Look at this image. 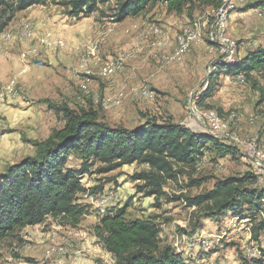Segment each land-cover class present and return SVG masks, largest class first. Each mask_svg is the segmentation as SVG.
<instances>
[{"label": "rangeland", "instance_id": "374dc122", "mask_svg": "<svg viewBox=\"0 0 264 264\" xmlns=\"http://www.w3.org/2000/svg\"><path fill=\"white\" fill-rule=\"evenodd\" d=\"M225 2H230L231 5H228L229 9L225 17L224 36L235 44L236 48L231 59L235 63L243 58L245 52L264 46V7L261 6L264 0H225ZM97 7L98 10L89 17L72 18L65 14L64 7L46 0L45 5H35L15 13L8 23V26L13 29H4L0 33V45L3 46L13 39L19 40L16 32L20 28L18 26L24 22V25L30 24L33 28V36L26 42L21 41L26 43V47L39 48L40 41L43 46V40H41L43 37L59 36L65 41L67 47L72 48L77 43L82 44L77 50V61L82 53L85 56L100 58L106 39H97L87 48V27L95 23L105 27L113 26L116 23L113 20L116 1L109 0ZM149 7L148 5L141 12L140 18L137 17L140 20L139 24L141 22L146 24V28L141 24L139 30L145 28L144 34L150 33V36H157L147 31L148 26L154 25L156 27H153V30L159 29L164 35L162 26L164 20L169 17L175 19L176 15L168 14L162 3H158L154 8L149 9ZM217 13L218 10L213 12L197 8L188 13L190 16L187 13L178 16L181 27L176 30L173 51L168 53L153 51L149 56L152 61L148 63L155 68H150L152 71H148L146 75L142 74L141 70L133 69L131 82L124 78H121L124 82H118V75L124 73L126 68V63L124 65V60L121 59L119 66H122L123 70L112 77L114 68H117L116 59L106 62L105 57L100 58L98 71L107 78L104 79L99 78L97 74H91L87 69L82 74L72 66H56L55 62L50 63L49 55L56 59L59 53H63V50H59V43L52 45L55 51L44 49L41 52L35 49L30 51V53H41L43 61L42 67H33L36 69L31 71V77L39 76V78L51 80L52 82L50 81L51 83L46 87L50 91L36 94L33 88L26 86L22 81H19V85L16 86L15 78L0 84L7 86L12 83L14 88L16 87V93L20 94L18 98L21 97L20 100L23 103L21 105L20 102H14L18 99L16 98L13 100L14 103L11 102L9 105L11 109L9 113L4 114L0 111V174L5 172L6 167L33 156L35 153L33 142L46 139L53 130L62 127L63 122L60 116L50 111L45 107L46 105L44 106L42 101L45 99L54 106L66 105L75 111L92 108L100 122L110 127L126 129L135 128L146 120L155 119L158 122L171 121L184 124L194 131H206L211 134L213 132L205 130L201 120L198 119V113L210 110L225 117L230 112H235L240 116L239 121L228 127L223 138L218 133V139L236 147L238 151L236 158L217 159L213 154L205 153L194 172H191L189 176H180L177 183L167 184L165 187L167 196L158 204L153 198H145L137 193L135 183L130 180L133 174L145 170V166H124L104 175L92 173L95 170L92 168L91 174L83 177L82 184L86 189L103 184L102 191L115 195V201L108 207L102 208V214L108 208L119 209L127 205L128 218H156L161 224L162 246L169 245L174 251V247H179L175 252L182 253L184 264H247L245 248L249 246V249L255 248L257 251V246L264 248V234L261 236L260 243H249L251 225L249 226L247 220L241 223L240 220L244 219L235 217L231 213L213 221L207 219L206 224L201 225V228L193 233L194 209L188 208L184 202L186 197L197 196L211 190L217 179L241 176L247 171H252L250 166L252 162L245 159L246 143L254 136L264 140V73H253L252 80H246L242 73L228 75L219 72V65L229 63L226 61V55L220 50L221 46L209 41V27L214 17L218 16L219 13ZM8 16L9 14L6 16L1 14L0 7V25L6 23ZM187 25L198 31L200 41L178 57L179 63L167 64L164 59L173 55L177 49L180 34ZM6 30L8 33L1 36ZM125 33L131 36L129 29L125 30ZM93 48H95L94 55L90 56L89 52L93 51ZM128 68L130 69L129 66ZM109 71L112 74H108ZM87 74L90 75L88 79L84 77ZM240 74L241 81H236V78H240L238 77ZM212 77H214L210 84L213 88L212 94L210 98L201 100V95L207 88V82ZM141 85H146L147 90L153 91L152 99L132 98L131 91L140 89ZM119 91L123 92V99L115 95ZM105 97L112 98L115 106L120 107L110 108V106L100 105ZM221 128H224V125ZM69 164L78 167L79 162L71 158ZM108 179L113 180L106 182ZM190 181H200L201 184L198 187H190ZM261 188H264V184ZM87 194L95 197V194L88 192ZM80 201L89 206V212L92 206L95 208L93 212L91 211L95 218L94 216L84 217L80 223L81 226L77 228L63 226L51 218L38 227H28L16 236L0 242V264H4L5 261L8 264H68L75 256L74 253H81L78 257L81 260H87V253L80 251L82 250L80 244L85 240L72 241L68 239V234H77L82 231L87 238V220L92 221L88 228L92 229L98 219L94 211L101 212V206L93 203L92 206L89 205L84 195L80 196ZM233 220L238 223L233 224ZM210 229L215 231L213 236L208 235L213 234ZM232 231H235L233 232L235 236ZM202 232L204 236L200 234ZM186 235L190 236L186 237ZM60 236L59 242H51L52 239ZM39 238L49 240V244L40 255L36 252L40 244L37 242ZM206 239L213 243L209 248L203 246ZM65 241L69 243L65 244ZM58 245H64V251L70 252L64 257L57 258L55 248ZM259 255L258 252L257 257ZM92 261L96 264H113L109 258L106 260L94 258ZM79 262L80 260L75 264Z\"/></svg>", "mask_w": 264, "mask_h": 264}, {"label": "trees", "instance_id": "16d2710c", "mask_svg": "<svg viewBox=\"0 0 264 264\" xmlns=\"http://www.w3.org/2000/svg\"><path fill=\"white\" fill-rule=\"evenodd\" d=\"M109 0H51L65 8L72 18H86L98 10L97 5ZM114 22L138 16L149 5H164L168 14L181 16L197 8L216 12L224 0H115ZM46 0H0L1 14L9 16L0 25V33L7 29L10 18ZM264 7V3L261 4ZM220 73H242L252 80L253 73H264V46L247 51L233 64L219 65ZM212 77L201 100L210 98ZM89 101V100H88ZM60 116L63 125L53 130L42 141L33 142L35 153L17 164L6 167L0 174V242L16 236L27 227L44 224L48 218L63 226L75 228L89 214V206L80 201L85 193L102 191L103 184L86 189L82 184L85 175H104L124 166L138 165L146 169L133 174L137 193L153 198L155 203L165 198V187L177 183L178 178L194 172L205 153L214 158L238 155L236 147L222 142L208 132L194 131L171 121L146 120L143 124L126 129L110 127L98 119L89 108L75 111L66 105L54 106L42 101ZM71 158L79 162L71 166ZM250 166H252L250 164ZM108 179L106 182H111ZM256 176L247 171L241 176L217 179L213 188L203 194L186 197L184 202L192 208L195 219L194 233L207 219L216 220L227 213L247 220L250 241L258 244L264 234V188L255 187ZM200 181H190L198 187ZM127 205L119 209L108 208L94 228L95 237L110 254L113 264H184L182 253H176L161 241V224L156 218H128ZM190 236V235H189ZM186 235V237H189ZM259 257L247 264H264V249L257 246Z\"/></svg>", "mask_w": 264, "mask_h": 264}, {"label": "crops", "instance_id": "0c3cea01", "mask_svg": "<svg viewBox=\"0 0 264 264\" xmlns=\"http://www.w3.org/2000/svg\"><path fill=\"white\" fill-rule=\"evenodd\" d=\"M140 15L128 17L124 21H122V23L116 22L113 24V26L105 27L104 25H101L99 23L98 24L95 23V24L91 25L89 28L87 27V48L89 47V45H91L97 39H100V38L106 39L104 47H103V51L100 55V58L105 57L106 60H110V59H119L120 60L121 59L122 61L124 60V62H123L124 65L126 63L125 72L124 73L121 72L122 74L118 75V80H119L118 82H120V83L124 82V81H122L121 78L129 80L128 82H131L130 79H132V76L134 74L133 69L138 70V71H140V70L143 71L142 74H144V75H146L148 73V71H152V70H150V68H155V67L152 65L150 66L148 63V62L152 61L149 59L150 54L153 51H161L164 53H168V52L173 51V49L175 47L174 42H175L176 30L181 27L180 26L181 23L178 22V18H179L178 16H176L175 19L172 17H169L168 19L164 20V23L162 25L164 27V35L162 37V40L158 44L153 45L152 42H150L149 40L142 38V34H144V32H145L146 24H143L141 22V24H143L145 26V28L142 30H139L140 26H141V24H139V21H140L139 16ZM137 17H139V18H137ZM7 29L12 30L13 27L8 26ZM128 29H129V32H131V36H128L125 33V30H128ZM48 33H50V32H48ZM50 34H52V33H50ZM41 40H43V38ZM40 46H41V41H40ZM40 46H39V48H29V47H26V43L24 44L23 42H21L17 39H13L10 42L5 43L3 46L0 45V84L6 83L7 80H9V79L16 78L18 80V82L22 81L25 83L26 86L33 88V91L36 94L49 92L50 91L49 88L47 89L46 87L49 86V84L52 81L50 80L51 81L50 82L47 78L46 79L45 78H39V76L36 78L31 77L30 73H32L33 70L35 71V69H36V68H33L34 66H32V65L29 66V70H28L26 75L19 76V73H20L22 66H27V60H29V61L31 60L30 56H28L29 55L28 53H30V51H32L34 49L37 52H39V50L41 52V50L43 49V46H41V47ZM74 46L75 47H72V48L70 46H68L67 49L63 50V53L58 54L56 59L49 55L48 60L50 61V63L55 62L56 66H58V65L72 66L73 69L77 70V72H80L82 74H84V71L87 69V71H89L91 74L92 73L97 74V76L99 78L102 77L104 79H107L106 77L101 75L100 71H98V67L100 65L99 64L100 58L97 56H95V57L85 56L84 53H82L80 55L79 61H77V59H76L77 55H78L77 50H79L78 47H81L82 44L77 43V45H74ZM52 50H55V49L52 48ZM133 50L137 51V52H133ZM131 52L133 53L132 56H131ZM39 59H41V55H40ZM41 62H43V61L41 60ZM128 66L130 67V69L128 68ZM121 70H123V67ZM36 72H34V73H36ZM88 78H90V75L87 77V79ZM21 92H22V89H21ZM115 95L119 96L122 99L124 98V94L121 91L116 92ZM20 98L16 99L14 102H20L19 104L23 105ZM11 102H13V101L7 102L6 105L0 111H2L4 114L9 113L11 110L10 106H9ZM182 125H184V124H182ZM184 126H186V125H184ZM186 127L190 128L189 126H186ZM84 195H87V193H85ZM88 197H91V195H88ZM88 204L92 206V203H88ZM93 210H95V208L92 206V210H90L89 214L86 215L87 218H91L92 216H94L93 214H91V211L93 212ZM106 211L107 210H105V213H106ZM94 214L98 218L101 217V212H99L98 210L94 211ZM104 214H102V215H104ZM94 218H95V216H94ZM232 219H237V218H232ZM240 221H241V223H243L246 220H240ZM96 222L98 223V219L96 220ZM206 222H207L206 220L203 221L202 225L206 224ZM80 223H82V221ZM80 223L78 226H81ZM91 223H92V221H89V219H88L87 220V238H85L86 236H84V233L82 231H79L77 234L76 233L75 234L71 233V235L68 234V239H70L72 241L78 242L81 239L85 240L83 243L80 244V246L82 248V250L80 249V251H85L87 253V260H81L79 257H75V262L77 263V261L80 260V262L78 264H96L92 261L94 258H100V259H105V260L107 258H109L113 263V259L110 256V254H108L103 249L102 245L100 244L98 239L95 237L94 228L96 227L97 223L94 224L92 229H88L89 224H91ZM232 223L234 224V223H238V222L234 221ZM232 223H230V224H232ZM38 226L39 225L29 227V228H34V227H38ZM77 227H75V228H77ZM84 227H82V229ZM233 227L235 228V226H233ZM27 228H24L23 231ZM210 231L213 234H208V235L213 236L215 231L213 232L211 229H210ZM72 232L74 233V231H72ZM233 232H235V231H232V234H233ZM200 234L203 235L204 233L202 232ZM235 235L236 234H233V236H235ZM60 239H61V236L57 239H52L51 242H59L58 240H60ZM260 240H261V237H260ZM260 240H259V243H260ZM48 241L49 240H47L46 238H43V239L39 238V240L37 242H39L40 244L38 246V249L36 250V252H38V255H40L41 252L43 253V250H45V248L49 244ZM67 243H69V242L67 241ZM249 243H251L250 239H249ZM260 248L264 249L261 246H260ZM55 249H57V248H55Z\"/></svg>", "mask_w": 264, "mask_h": 264}, {"label": "built area", "instance_id": "2783aa9c", "mask_svg": "<svg viewBox=\"0 0 264 264\" xmlns=\"http://www.w3.org/2000/svg\"><path fill=\"white\" fill-rule=\"evenodd\" d=\"M228 5H231L230 2H225L222 8H228ZM145 24V23H143ZM222 25V16H215L213 19V23L209 27V32L211 33V36H215L217 38V44H220L221 52H223L226 55V61H228V54H229V43L230 39L227 38V42H220V35L217 33V26ZM18 27H21V36L28 33L27 26H24V22L21 23ZM7 30L1 35L4 36L7 34ZM163 37V33L159 34V36H150L149 34H142V38L149 40L152 42L153 45L158 44ZM186 37L189 38V42H194V39L191 37V33L186 32ZM52 43H59V50H65L67 49V44L65 41L59 37V36H45L43 37V49L46 51H55L52 50ZM137 52V51H133ZM31 58V60H27V66H22L19 76L25 75L28 70L29 66L34 67H42L41 66V59H39L41 53H28ZM133 53L131 52V56ZM117 61V68H114L113 76L116 75V73L120 72L122 69V66H119V59H116ZM107 62V60H106ZM180 61H175V64L179 63ZM89 75H85L84 77H88ZM16 80V86L19 85L18 80ZM236 81H241L240 78H236ZM1 88H7L5 85H0V93ZM152 90H147L146 85H141V89H135L131 91L132 98L135 100H148L152 99ZM20 94H16V87L14 89H11V96H3V101H0V110L5 106V104L9 101H13L14 99L18 98ZM90 101V100H89ZM100 105H109L111 107H120L115 106V103H107V97L101 100ZM198 117V116H197ZM199 120H201L202 124L204 125L205 130H209L212 132H216L220 134V137L223 138L224 134H226L228 127L239 121L240 116L235 112H230L228 114V122L227 124H224V128H217L216 124L213 123L212 116H205V117H198ZM246 152L248 155V161L252 162V169L253 173H261L263 174V181H256L255 187H261L264 184V140L259 139V137L254 136L250 138L246 143ZM88 203L98 204V206H101V217H102V208L108 207L112 204V202L115 201V195L107 194V192L102 191L95 194V197H88L87 195H84ZM65 244H67V241H65ZM207 239L204 242L203 245L206 246ZM179 247H174L175 251L178 250ZM253 251L249 249V246L245 248V258L249 262L251 261V254ZM70 251H64V245H58L57 246V254L56 257H64L66 256ZM74 257L71 258V260L68 262V264H75V257L81 256V253H74ZM8 264V263H7Z\"/></svg>", "mask_w": 264, "mask_h": 264}, {"label": "bare ground", "instance_id": "6f19581e", "mask_svg": "<svg viewBox=\"0 0 264 264\" xmlns=\"http://www.w3.org/2000/svg\"><path fill=\"white\" fill-rule=\"evenodd\" d=\"M222 7L218 10L219 14L217 13L218 16L219 15L222 16V25H218L217 26V33H219V35H220V42H227V37L224 36V29H225V22H226L225 21V17L227 16V12H228L229 7L228 8H222ZM24 26H27L28 33L21 36V27H20L17 30V32H16V37L20 41L26 42L33 36V28L30 26V24H25ZM153 27H156V26H154V25L148 26L147 27V31L159 36L160 30L159 29H154L153 30ZM186 32L187 33H191V37L194 39V42H189V38L186 37ZM199 41H200V38H199L198 31H195V29L193 27H190L188 25L185 26V28L181 32L180 37L178 39L177 49L175 50V52L173 53L172 56H169L167 58L164 57L165 58L164 60L166 61L167 64L174 63L175 61H177L179 56H181L184 53L188 52L189 48L191 46H193V45L198 44ZM209 41H210V43H213V44H215L217 46L220 45V44H217V38L215 36H211L210 32H209ZM53 44L54 43H52V45ZM235 48H236L235 44H233L230 41V43H229L228 61H227V63H229V64L233 63V61L231 59H232V55H233V53L235 51ZM94 50H95V48H93V51L89 52L90 56L94 55ZM108 74H112V72L109 71ZM238 77L242 78L241 74H240V76L238 75ZM6 87L7 88H1L0 101H3V96H11V89H14V86H13L12 83L8 84ZM107 103H114V102H113L112 98L107 97ZM105 106L109 107V105H105ZM198 114H199L198 115L199 117L200 116L205 117L207 115L212 116L213 123L216 124L217 128H221L222 125H224L225 123L228 122V115H226L225 117L223 115V117H222L217 112H214V111L208 110V111L200 112ZM211 134H212V136H215V137L218 138V133L213 132ZM261 140H263V139H261ZM245 159H248L247 152H246V155H245ZM254 175L256 176L257 181H263V174L254 173ZM212 245H213V243L210 240H208L206 246L205 245H203V246L204 247L208 246V248H209ZM250 249L256 250L255 248H250ZM257 255H258V251L257 250L253 251L252 254H251V259L257 258ZM5 262H4V264H7Z\"/></svg>", "mask_w": 264, "mask_h": 264}]
</instances>
